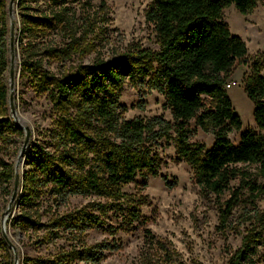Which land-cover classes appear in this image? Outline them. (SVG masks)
<instances>
[{"label":"trees","instance_id":"1","mask_svg":"<svg viewBox=\"0 0 264 264\" xmlns=\"http://www.w3.org/2000/svg\"><path fill=\"white\" fill-rule=\"evenodd\" d=\"M8 1L0 0V137L9 134L23 139L22 129L10 115L5 76ZM16 2L18 76L50 104L49 123L30 137L24 154L26 169L19 176L16 214L8 220L27 240L23 246L34 253L22 255L20 264H101L105 252L118 250L110 242L88 245L86 234L102 227L112 235V226L105 222L108 214L126 233L142 224L140 196L123 188L136 177L158 176L156 146L162 139H173L172 134L176 154L192 170L200 192L216 199L229 194L219 208V228L224 229L238 204L239 191L232 186L241 173L237 166L255 165L264 177V136L252 128L241 131V119L224 88L247 48L231 34L222 11L233 5L245 14L256 0H152L145 20L153 27L157 49L136 47L90 64L80 58L86 53L82 36L93 0ZM125 85L147 86L162 94L171 120L125 119L127 108L120 103ZM243 88L254 105L255 127L264 130V76L255 64ZM191 120L212 132L209 148L189 142ZM231 131H241L236 144L228 138ZM0 165L2 183L12 186L13 165ZM241 184L264 197V185ZM76 197L92 201L70 208V199ZM256 223L264 230V210L256 214ZM144 233L159 258L182 262L148 230ZM263 241L260 231L243 233L239 248L225 264H258V246ZM0 250L11 256L1 230ZM141 258L140 264L148 263Z\"/></svg>","mask_w":264,"mask_h":264},{"label":"rangeland","instance_id":"2","mask_svg":"<svg viewBox=\"0 0 264 264\" xmlns=\"http://www.w3.org/2000/svg\"><path fill=\"white\" fill-rule=\"evenodd\" d=\"M152 0H93L89 10L88 20L84 26L82 47L86 51L80 61L90 64L93 60L109 59L133 48L157 49L153 27L145 20V12ZM9 2V1H8ZM17 2L13 5V15L9 17L8 3L6 7L8 31L10 24H14L15 37L19 27ZM222 20L227 24L231 34L238 36L247 48L246 57L239 61L228 81H235L239 85L227 91L234 112L240 117L242 130L255 129L264 136V130H258L253 120L254 105L244 92V82L250 75L251 67L255 64L264 76V0H256V6L249 12L242 14L233 5L222 11ZM9 41V33H8ZM16 49V43H15ZM19 57L17 51L14 59V106L16 117L21 126L29 127L31 137L39 127L49 123L50 104L45 96H37L28 85H23L18 76ZM9 86V69L5 74ZM120 103L127 111L125 119L141 117L149 119L153 116L171 120L162 94L147 86L131 88L125 85L120 96ZM13 120V118H12ZM14 122V120H13ZM190 143L203 144L209 148L214 136L212 132L200 129L191 120L187 124ZM241 131L228 133L229 140L236 144ZM173 139L160 140L156 146L160 168L158 176L136 177L135 182L123 188V191L135 194L141 201V225L136 230L126 233L119 229L120 223L110 214L105 222L112 226L113 234L99 227L86 234L88 245L102 242L115 243L119 249L114 252H105L101 264H140V257L147 258V264H174L166 259L159 258L155 248L150 249L145 239L144 231L148 230L153 239H159L176 252L181 263L175 264H225L230 254L240 246L243 233L253 230H264L256 223V214L264 210V197L241 187V181H250L256 185H264V177L255 165H238L240 170L237 182L238 204L232 211L224 229L219 228V208L221 202L229 197L226 193L222 199L211 195H203L195 184L190 167L176 154L174 134ZM22 138L15 135L0 137V164L13 165L20 176L26 169L22 160L18 162V154L22 145ZM30 142V141H29ZM0 165V173H1ZM244 174V176H243ZM144 182L145 186L141 183ZM11 190V193L8 192ZM13 185L7 187L1 181L0 174V230L3 229L15 247V253L10 249L8 253L0 250V264H20L22 255L33 256L28 247L23 246L27 240L9 226V219L16 214L15 204L11 211L5 212ZM20 192V185L18 193ZM90 199L76 197L70 199V208H79L87 205ZM4 220V223L2 221ZM104 227V226H103ZM151 240V239H150ZM15 254L17 261L15 262ZM258 264H264V241L258 246L256 258Z\"/></svg>","mask_w":264,"mask_h":264},{"label":"water","instance_id":"3","mask_svg":"<svg viewBox=\"0 0 264 264\" xmlns=\"http://www.w3.org/2000/svg\"><path fill=\"white\" fill-rule=\"evenodd\" d=\"M16 0H9L8 2V14L9 17H11L12 11H13V5ZM15 28L14 24L11 23L9 27V41H8V49H9V95H8V103H9V110H10V115L14 120V123L16 124L17 127L22 129L24 133L22 145L18 154V162L22 160L24 161V154L25 151L29 145L30 137H31V131L29 127L27 126H21L19 124V121L16 117V110L14 106V91H15V76H14V59H15V54H16V49H15ZM18 189H19V175L15 170V176H14V181H13V191L8 203V206L5 210V212L2 214V216H5L11 211V207L13 204L16 205V199L18 196ZM4 223V220L2 221ZM1 235L5 242L7 243L8 247L12 250L13 253H15V247L12 245L10 240L8 239L5 231L1 229ZM15 262L17 261L16 254H15Z\"/></svg>","mask_w":264,"mask_h":264},{"label":"built area","instance_id":"4","mask_svg":"<svg viewBox=\"0 0 264 264\" xmlns=\"http://www.w3.org/2000/svg\"><path fill=\"white\" fill-rule=\"evenodd\" d=\"M239 84L235 81H228L225 85H224V88L225 90H229L231 89L232 87H235V86H238Z\"/></svg>","mask_w":264,"mask_h":264},{"label":"bare ground","instance_id":"5","mask_svg":"<svg viewBox=\"0 0 264 264\" xmlns=\"http://www.w3.org/2000/svg\"><path fill=\"white\" fill-rule=\"evenodd\" d=\"M12 15H13V11H12L11 17H12ZM19 162H20V161H19Z\"/></svg>","mask_w":264,"mask_h":264}]
</instances>
